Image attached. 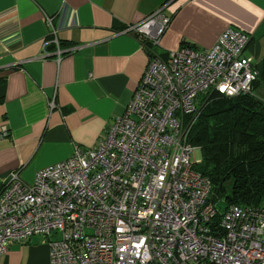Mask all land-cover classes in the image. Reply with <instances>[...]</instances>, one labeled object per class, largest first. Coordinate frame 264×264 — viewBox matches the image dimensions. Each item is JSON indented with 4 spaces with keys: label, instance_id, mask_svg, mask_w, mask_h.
<instances>
[{
    "label": "built area",
    "instance_id": "obj_1",
    "mask_svg": "<svg viewBox=\"0 0 264 264\" xmlns=\"http://www.w3.org/2000/svg\"><path fill=\"white\" fill-rule=\"evenodd\" d=\"M170 20L159 10L126 31L143 50L159 49ZM51 37L56 51L42 58L59 62L53 28ZM250 41L228 28L209 49L150 52L123 114L94 147L75 148L31 183L18 172L3 182L0 256L39 235L49 264H264V206L219 211L209 178L194 169L200 149L188 142L213 93L252 95L259 69L243 54Z\"/></svg>",
    "mask_w": 264,
    "mask_h": 264
},
{
    "label": "crops",
    "instance_id": "obj_2",
    "mask_svg": "<svg viewBox=\"0 0 264 264\" xmlns=\"http://www.w3.org/2000/svg\"><path fill=\"white\" fill-rule=\"evenodd\" d=\"M159 10L171 20L158 52L209 49L233 28L251 36L245 56L264 57V0H0V135L8 131L0 137V187L14 172L31 183L75 148L97 144L147 65L126 28ZM51 28L65 52L59 62L42 58L56 51ZM0 264H49L46 239L10 243Z\"/></svg>",
    "mask_w": 264,
    "mask_h": 264
},
{
    "label": "trees",
    "instance_id": "obj_3",
    "mask_svg": "<svg viewBox=\"0 0 264 264\" xmlns=\"http://www.w3.org/2000/svg\"><path fill=\"white\" fill-rule=\"evenodd\" d=\"M145 52H158L145 43ZM264 81V57L258 67ZM188 142L200 148L201 161L194 169L207 176L211 201L223 196L232 181L226 207L264 206V101L254 95L227 98L213 93L189 133ZM198 166V167H197ZM217 216L215 222L219 220Z\"/></svg>",
    "mask_w": 264,
    "mask_h": 264
},
{
    "label": "rangeland",
    "instance_id": "obj_4",
    "mask_svg": "<svg viewBox=\"0 0 264 264\" xmlns=\"http://www.w3.org/2000/svg\"><path fill=\"white\" fill-rule=\"evenodd\" d=\"M249 51L250 50L246 51L245 55H248ZM254 63L255 64L258 63V67H259L261 62L259 63L258 60L255 59ZM252 95H254L258 98H261L264 101V81H262V79H260V81L252 89ZM191 158H192L193 162L201 159V156H200V153L198 152V150H195L193 152ZM231 188H232V181L230 180L224 184L225 192H224L223 196L219 197L218 201L216 202V207L219 211H222L226 207L225 196H229L231 194Z\"/></svg>",
    "mask_w": 264,
    "mask_h": 264
}]
</instances>
